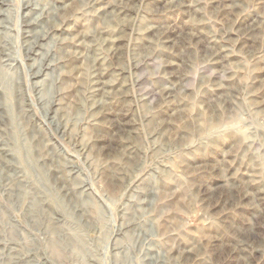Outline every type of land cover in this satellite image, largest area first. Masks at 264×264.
I'll return each instance as SVG.
<instances>
[{"label":"rangeland","instance_id":"1","mask_svg":"<svg viewBox=\"0 0 264 264\" xmlns=\"http://www.w3.org/2000/svg\"><path fill=\"white\" fill-rule=\"evenodd\" d=\"M0 264H264V0H0Z\"/></svg>","mask_w":264,"mask_h":264}]
</instances>
